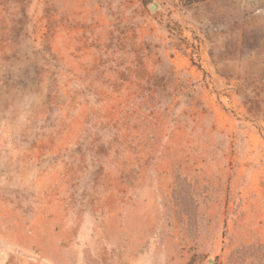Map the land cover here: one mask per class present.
Returning a JSON list of instances; mask_svg holds the SVG:
<instances>
[{
	"label": "rangeland",
	"instance_id": "obj_1",
	"mask_svg": "<svg viewBox=\"0 0 264 264\" xmlns=\"http://www.w3.org/2000/svg\"><path fill=\"white\" fill-rule=\"evenodd\" d=\"M0 264H264V0H0Z\"/></svg>",
	"mask_w": 264,
	"mask_h": 264
},
{
	"label": "water",
	"instance_id": "obj_2",
	"mask_svg": "<svg viewBox=\"0 0 264 264\" xmlns=\"http://www.w3.org/2000/svg\"><path fill=\"white\" fill-rule=\"evenodd\" d=\"M151 8L153 9V8H154V6L152 5V6H151Z\"/></svg>",
	"mask_w": 264,
	"mask_h": 264
}]
</instances>
